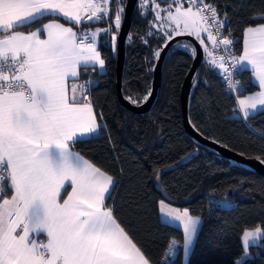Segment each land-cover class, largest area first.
<instances>
[{"label":"snow or ice","instance_id":"obj_1","mask_svg":"<svg viewBox=\"0 0 264 264\" xmlns=\"http://www.w3.org/2000/svg\"><path fill=\"white\" fill-rule=\"evenodd\" d=\"M119 2L0 0V264H151L105 205L115 185L113 177L72 150L101 126L84 85L69 86V80L77 79L81 68L104 67L96 38L99 31H107L78 35L74 27L111 16V4ZM150 2L141 0L140 7ZM175 2V10L169 5L167 11L172 26L168 38L173 33L194 36L209 63L222 69L234 87L225 56L214 52L220 45L227 51L233 43L221 36L226 24L221 15L227 14L204 0H188L187 8ZM151 10L157 21L165 19L159 3ZM123 12V7L115 9L116 29ZM49 16L62 17L72 26L51 20L34 31H17ZM259 18L264 19V13ZM232 63L250 66L259 82L258 93L238 99L240 112L248 118L250 111L264 108V23L246 28L243 54L233 56ZM160 204L164 215L182 224L187 255L199 218L187 209ZM261 233V228L245 231L244 248Z\"/></svg>","mask_w":264,"mask_h":264},{"label":"trees","instance_id":"obj_2","mask_svg":"<svg viewBox=\"0 0 264 264\" xmlns=\"http://www.w3.org/2000/svg\"><path fill=\"white\" fill-rule=\"evenodd\" d=\"M125 2L120 0L110 6L109 20L116 40L119 29L114 26V12L118 7L124 9ZM169 2L153 0L142 8L137 0L132 12L124 44L121 92L134 105L148 97L155 53L169 39L153 28L155 13L151 9L155 3L164 6ZM204 2H211L221 14H227L221 15L226 19L223 36L233 41L238 56L244 29L264 23L259 18L264 13V0ZM53 19L71 25L62 17L49 16L17 31L30 32ZM122 19L123 14L121 22ZM100 26V22H83L74 28L82 33ZM116 40L110 47L98 46L106 64L104 73L96 67L80 69L82 83L95 81L89 100L101 127L97 134L75 143L72 150L114 178L111 198L105 205L151 264H182L184 234L179 227L161 220L162 192L171 204L202 220L187 264H236L244 252L243 232L254 228L264 231V174L218 154L185 131L180 90L194 56L192 42L182 39L170 46L162 61L160 83L151 107L147 112L135 113L117 98ZM205 44L209 47V42ZM238 78L242 89L236 96L227 94L219 73L207 62L203 51L191 80L188 120L203 137L261 162L264 110L248 118L237 115L236 97L256 89L249 71H240ZM168 165L176 168L164 172ZM226 203L230 206L226 207ZM173 242L175 246L170 248ZM171 249L173 254L169 256ZM240 264H264V236L248 246V256Z\"/></svg>","mask_w":264,"mask_h":264},{"label":"water","instance_id":"obj_3","mask_svg":"<svg viewBox=\"0 0 264 264\" xmlns=\"http://www.w3.org/2000/svg\"><path fill=\"white\" fill-rule=\"evenodd\" d=\"M137 3V0H126L125 6H124V13H123V19L121 22V27L118 30L117 33V40H116V65H115V77H116V92H117V98L119 103L125 107L126 109L135 112V113H144L149 110L151 107L156 95L157 90L160 83V71H161V65L162 61L164 59V56L166 55V52L170 48V46L182 39L189 40L194 45V49L196 52L194 53L191 66L186 73L184 80L182 82L181 90H180V109H181V116H182V124L185 129V131L197 142L213 149L218 154L229 158L233 161H236L238 163H242L244 165L249 166L252 169H256L260 173L264 174V163L243 157L239 155L238 153L220 145L219 143L203 137L200 133H198L190 124L188 120V96L189 91L191 87V80L194 75V72L196 68L198 67L199 63L201 62L203 58V50L202 46L200 45L199 41L195 39L194 36H189L187 34L184 35H173L171 39H168L164 45L162 46L161 50L159 51L160 55L157 57V60L155 62L154 68H153V74H152V83H151V90L147 97V99L140 105H134L129 100L125 99L121 92V76H122V68H123V62H124V44L126 40V35L130 26L131 22V15L134 10V7ZM176 165H168L165 168H163V171L166 172L168 170L175 169ZM156 187L159 189V185L156 184ZM162 197L164 200H166L169 203H172V201L165 195V193L162 192Z\"/></svg>","mask_w":264,"mask_h":264},{"label":"crops","instance_id":"obj_4","mask_svg":"<svg viewBox=\"0 0 264 264\" xmlns=\"http://www.w3.org/2000/svg\"><path fill=\"white\" fill-rule=\"evenodd\" d=\"M179 3L183 4V6H184L185 8H187V7L189 6V4H185V3H184V0H179ZM169 5H171L172 7H176V6H177L175 0H170L168 6H169ZM166 8H168V7H162V9H161V14H162V17H165V19H163V21L165 20V22H166V24H167V20H166V10H167V9H166ZM154 13H155V12H154ZM53 20H56V19H53ZM50 21H51V20H48V21H46V22H44V23H48V22H50ZM57 21L60 22V23H64V22H61L60 20H57ZM156 21H157V20L155 19V23H156ZM44 23H43V24H44ZM64 24H65L66 26H71L70 24H67V23H64ZM167 26H168V25H167ZM252 26H258V25H252ZM247 27H248V26H247ZM247 27H246V28H247ZM38 28H39V27H38ZM155 28H156V27H155ZM168 28H170V26H168ZM246 28H245L244 31H243L242 50H241V53H240L237 57H239V56H241V55L243 54V40H244V32H245ZM36 29H37V28H36ZM36 29H34V30H36ZM170 29H172V28H170ZM34 30H32V31H34ZM98 30H101L100 27H95V28L89 30L88 32H89V33H92V32H96V31H98ZM74 31H77V30L74 28ZM22 32H23V31H22ZM170 32H172V30H171ZM79 34H80V33H78V35H79ZM100 34H101V31H99L98 36H99ZM173 35H175V34L173 33L172 36H173ZM98 36H97V38H96V48H97V50L99 51V49H98V46H99ZM202 38L205 40V42H210V41L207 39V34H206V33L202 34ZM201 46H202V45H201ZM202 50H203V46H202ZM203 51H204V50H203ZM101 58H102V57H101ZM205 58H206L207 62L209 63V57H208V53H207V52H205ZM102 59H103V58H102ZM103 60H104V59H103ZM209 64L215 69V71H216L217 73H219V68H218V67H214L211 63H209ZM89 67H93V66L90 65ZM94 67H96L97 70H98L100 73H104V72L106 71V64H104V67H103V68H100L98 65H96V66H94ZM237 67H238L239 71H243V70H247V71H249V73H250V78H251V82L256 86V89H255L254 91L249 92V93H246V94H243V95H239V96L236 97V107H237V111H238L237 115H238L239 117L245 118V117L243 116V113L240 112L239 104H238V99L245 98V97L250 96V95H255L256 93H258V92L260 91V88H259V82H258V80L255 78V76L253 75V72H252V69H251L250 66H248V65L245 64L243 67H241L240 65H237ZM79 77H80V70H79V74H78V78H77V79H75V80H71V79H70V80H69V86H71L72 83H76L77 85H84V87H85V83H82V81L79 80ZM87 96H88V99H89V94H88V93H87ZM91 104H92V103H91ZM92 106H93V105H92ZM93 109H94V112L96 113L94 106H93ZM263 110H264V108H258L256 111H250V112H249V116L254 115V114H256V113H258V112H260V111H263ZM96 118H97V115H96ZM97 122H98V120H97ZM98 124H99V122H98ZM97 132H98V131H97ZM95 134H97V133H95ZM95 134L86 135V136H84L82 139L89 138V137H91V136H93V135H95ZM73 151H74V150H73ZM74 152H75V151H74ZM76 153H77V152H76ZM83 158H84V157H83ZM84 159H86V158H84ZM86 160H87V159H86ZM113 179H114V178H113ZM114 181H115V180H114ZM68 191H71V188H70V187L68 188ZM62 195H63V193H62ZM63 196H64V198H66V194H64ZM161 201H164V203L167 204L170 208L178 209V210H180L181 212L184 210V209H181V208H179V207L174 206L173 204L167 202V201L164 200V199H163V200H160V202H161ZM160 202H159V214H160V218H161V220H162L163 222H165V223L170 224V225H174V226H176V227H179L180 229H182L183 234H184L183 226H182V224H181L179 221L173 220L171 217H168V216L164 215V214L160 211V207H161ZM191 216H192V215H191ZM192 217H194V218H199V224H198V226H197V233H198V230H199V228H200V226H201L202 220H201V218H200L199 216H192ZM117 223H118V222H117ZM197 233H196V235H197ZM39 238H40V239H45V236H44L43 234H41V236H40ZM195 238H196V236L194 237L193 245H192L190 251L188 252V254L185 255L184 252L182 253V264H187V262H188V257H189V255H190V253H191V251H192L193 246H194ZM183 243H184V240H183ZM174 246H175L174 243L171 244V248H174Z\"/></svg>","mask_w":264,"mask_h":264},{"label":"built area","instance_id":"obj_5","mask_svg":"<svg viewBox=\"0 0 264 264\" xmlns=\"http://www.w3.org/2000/svg\"><path fill=\"white\" fill-rule=\"evenodd\" d=\"M184 3L188 4V0H184ZM205 3L212 4L211 2H205ZM84 22H100V23H102V26H100V29L101 30L107 29V31H101V34L98 36L99 44L105 45L106 47H110L113 44L112 36L115 34L112 30L111 23L109 20V16H104V18L102 20H92V21L85 20ZM89 34L90 33L88 31H86V32L80 33L79 35H89ZM221 36H223V31H221ZM209 47H210V50H212L211 42H209ZM214 52L217 56H219V55L225 56V65L229 69V71L232 73L231 80L233 81L235 86L234 87L229 86V81L226 78L227 74L220 68H219V76H220V79L224 85L225 92L229 95L236 96L237 93L242 89V85H241L239 78H238V74L240 71H239L237 65L234 66L232 63V57L233 56L237 57V54L235 52V46L232 43V45H230L228 47V50L225 51L224 46L220 45L219 47H217L214 50ZM94 83H95L94 80H87L85 82V89L87 90L88 94H90L91 88L94 85ZM225 206L229 207L230 204L226 203ZM168 254H169V256H172V254H173L172 249L170 250V252Z\"/></svg>","mask_w":264,"mask_h":264},{"label":"rangeland","instance_id":"obj_6","mask_svg":"<svg viewBox=\"0 0 264 264\" xmlns=\"http://www.w3.org/2000/svg\"><path fill=\"white\" fill-rule=\"evenodd\" d=\"M140 2H141V0H140ZM169 4V3H168ZM168 4H166V5H164V6H161V9H162V7H168ZM155 5V4H154ZM154 5H153V7H154ZM152 7V8H153ZM167 10H166V17H167V11H168V8H166ZM171 10L172 11H174L175 10V7H172L171 8ZM161 16H162V14H161ZM167 20V19H166ZM152 26H153V28L155 29V30H157L164 38H167L168 37V35H167V33H171L170 31L172 30V29H170V28H172V26H170L169 25V23H168V21H167V24H166V22H165V20L163 21V19L162 20H159V21H156V23H155V20L154 21H152ZM170 26V28H168V26ZM156 27V28H155ZM185 44V43H184ZM256 228H254V229H249V230H245V231H252V230H255ZM244 231V232H245ZM244 232H243V234H244ZM243 234H242V237H241V241H242V245H243ZM262 236H264V231L262 230V233H261V236L260 237H258L255 241H250V243H249V245H251V244H256V243H258V241H259V239L262 237ZM243 249H244V252H243V255H242V257H241V259L240 260H243L244 258H246L247 256H248V247H247V249H245L244 248V246H243ZM246 253V254H245ZM239 260V261H240Z\"/></svg>","mask_w":264,"mask_h":264}]
</instances>
